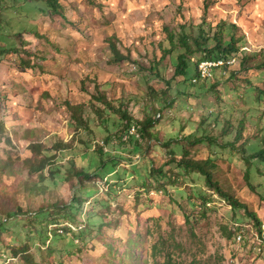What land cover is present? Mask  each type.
<instances>
[{
	"label": "rangeland",
	"instance_id": "374dc122",
	"mask_svg": "<svg viewBox=\"0 0 264 264\" xmlns=\"http://www.w3.org/2000/svg\"><path fill=\"white\" fill-rule=\"evenodd\" d=\"M60 5L63 15L40 0H0V160L10 165L0 185L11 189L0 197V215L23 210L0 227V264H165L169 257L264 264L250 242L258 224L249 215L264 223V163L252 159L250 169L246 161L264 146V96L257 97L264 91V0ZM166 27L177 36L206 35L208 47L218 32L225 41L234 34L241 67L212 84H189L194 68L175 76V57L164 55ZM112 42L125 55L120 62ZM100 95L155 125L144 135L137 125L121 140L126 120L108 107L100 116ZM204 136L217 141L193 143ZM236 137L237 149L226 147ZM40 144L53 149L54 175L46 169L36 192L40 177L27 175L25 159ZM185 158L212 159L213 180L249 212L233 209L201 173L180 168ZM82 169L88 174L79 177ZM74 196L82 200L75 222L62 210ZM48 203L57 211L28 218ZM47 222H71L82 233L65 228L47 238Z\"/></svg>",
	"mask_w": 264,
	"mask_h": 264
},
{
	"label": "trees",
	"instance_id": "16d2710c",
	"mask_svg": "<svg viewBox=\"0 0 264 264\" xmlns=\"http://www.w3.org/2000/svg\"><path fill=\"white\" fill-rule=\"evenodd\" d=\"M40 1H44L45 3H49L50 6L52 8H54V11L57 13H60L63 15L62 12V6L60 5V0H40ZM166 32H167V40L169 42V47L167 48H163L164 50V55L171 53V55H173L176 59V71H175V76H189L190 75V70L194 68V73L192 75H190V79H189V84L191 85H197V84H209V83H214L217 82L220 79L223 78H227L232 71H236L238 69V67H241V63H242V58L240 57V53H239V47L237 45L238 43V39L235 37L234 34H231V37L229 39V41H225L223 38V34L221 32H218V34L215 35V39L217 41L216 45L214 47H208L207 43L209 41V37L206 35L201 34L198 37H193L192 38L189 36V34L187 32L183 33L180 36H177V34L171 30L169 27H166ZM111 50L113 51V55H114V61L115 62H120L122 59L125 58V55L123 53H121L119 51V49L117 48V45L115 42H112L110 45ZM200 53V56L198 55ZM202 53V55H201ZM163 55V56H164ZM195 55V59L193 61L192 60V56ZM231 56H236L237 58V62L234 63L232 66H229L226 70L225 73L221 72L220 73H216L212 78L209 79H202V78H198L197 81H194L193 79L195 77H198V63L201 59L209 57V58H217V57H231ZM190 63H192L194 67H191ZM191 67V68H190ZM165 96L168 98V94L166 93ZM264 96V91L263 90H259L258 92V99L260 100L261 97ZM97 99L101 102H103V104L105 105V107H101V106H95L96 107V112L100 113V116H102L103 114H105L106 112V108H110L112 110L113 113H119L120 118L123 120H126V122L124 123V127H122L123 129H121L119 135H120V139H123V136L125 134H128L130 136V132L132 130L133 127H138L137 125H139V131H141V133L144 134H148L149 129L151 127H153L155 125V121L154 119H152L151 116H147L145 119H138L136 120L135 118H133L130 113L128 112V110L126 108H122L121 106L124 105L123 103H121L120 105L114 106L112 104L111 101H109L106 97H104L103 95H100L97 97ZM169 105L173 104V101L170 99L168 101ZM104 108V109H101ZM106 122V120H105ZM226 132H224V135ZM141 134V135H142ZM142 135V136H143ZM239 135V134H238ZM237 135V137H238ZM236 137V140L234 143H227L226 147H231L232 149H237L236 148V142L239 140V138ZM129 139V138H126ZM176 139V141L178 140V137L174 138ZM172 139V140H174ZM209 142L212 143L211 141H217L214 137H208V136H204L201 138L196 139L193 143L194 144H202L205 142ZM123 142H127L124 141ZM264 144V142H263ZM242 145L245 146V144L243 143ZM30 150L32 151L33 155H30V157H26L25 161L28 165L26 171H27V175L29 177H32L34 175L39 176L40 180H38L37 182H34V184L32 185V190H36V192H41L44 188L43 185V180L46 178H49L45 171L46 169H49V176H53V169H51V160L53 159L52 156L54 155H50L49 152H51L53 149H51L50 147H44L42 144L40 145H32V148H30ZM245 150V149H244ZM101 153H103V151H100ZM33 156V157H31ZM255 159L258 160L261 163H264V146L259 149L257 152H254L253 154H251V156L246 157V161L248 163L249 168L251 169V165L250 164V160ZM8 165L9 163L5 162H1L0 160V180L1 177H6V175L8 173H10V169H8ZM178 165L180 168L185 167L186 169L190 170V171H194V172H199L201 173L203 176L206 177V181L207 184H209V186L214 187V189L216 190V192L224 197L233 207V209H245L246 212H249L247 210V206L241 204L237 199L233 198L231 196V194L225 192L221 186L219 182H215L213 180V172L215 171L216 166L214 165L212 159H207L205 161H194V160H188V159H183L181 161H178ZM10 166V165H9ZM21 170V168H20ZM115 170V169H114ZM249 172V171H248ZM76 174L81 177L83 175H86L88 173H85V171L79 170L76 171ZM73 175V172L70 171L69 174L67 175V178L71 179ZM47 176V177H46ZM247 180L249 181V174H247ZM10 187L7 185V183H2L0 185V197H3V195H7L10 196ZM75 202L78 203V205L75 207ZM208 203V202H207ZM82 204V200L81 198H77L76 196L73 197L72 203L69 205H65L62 207V210H64V213L66 215V217L71 220L74 221L77 218V215L74 214V208L78 209V207L80 208ZM50 205V206H49ZM19 206V205H18ZM58 206V204H51L48 203L47 206L45 207H39L38 209H36V211H27L28 212V218L32 220L33 217H47L49 214H51L52 212H56V207ZM50 207V208H48ZM18 211L22 212V208L19 207ZM18 211H6V212H1L3 214H6L5 217H3V215L1 214L0 216L3 217V220L0 221V227H2L4 224H6V222L9 219H13V221L19 217L18 215ZM40 212V213H38ZM249 215L251 217H254L257 221V229L260 228L261 226V221L256 217L255 214H251L249 213ZM27 217V216H26ZM75 222V221H74ZM71 222L68 223V225H64V224H52V223H46V228H51L50 231L48 229V231L44 232V234L46 233V237H53V230L57 231L55 232V234H57L60 236L61 234H63L66 230H69V232H71L72 234L74 233L75 236H80V234L82 233L79 232L78 230H76L74 228L75 224H70ZM63 226V227H60ZM44 227H42L41 229H43ZM66 228V230H64ZM81 228V227H80ZM62 230V231H61ZM41 231V230H40ZM239 233H244V231H241V229H239ZM42 232V231H41ZM78 232V233H77ZM47 237V238H48ZM46 242V241H45ZM50 244V243H49ZM156 249V247H155ZM24 251L28 252V248H24ZM5 264V263H4ZM165 264H184L182 262H176L175 260H173L172 258H168L165 261ZM191 264H201L200 262H192Z\"/></svg>",
	"mask_w": 264,
	"mask_h": 264
},
{
	"label": "built area",
	"instance_id": "2783aa9c",
	"mask_svg": "<svg viewBox=\"0 0 264 264\" xmlns=\"http://www.w3.org/2000/svg\"><path fill=\"white\" fill-rule=\"evenodd\" d=\"M237 62L236 56L231 57H217V58H203L198 63V77H195L193 80L197 81L198 78L209 79L212 78L216 73L223 72L225 73L229 66H232ZM136 130V127L133 128ZM62 231V230H61ZM253 239L250 240L252 244L255 245V250L259 253H264V223L261 224L257 232H253ZM244 233L239 234V242H245Z\"/></svg>",
	"mask_w": 264,
	"mask_h": 264
}]
</instances>
